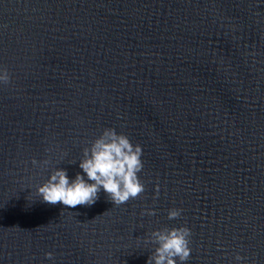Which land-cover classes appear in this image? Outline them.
I'll return each instance as SVG.
<instances>
[{
    "label": "water",
    "instance_id": "1",
    "mask_svg": "<svg viewBox=\"0 0 264 264\" xmlns=\"http://www.w3.org/2000/svg\"><path fill=\"white\" fill-rule=\"evenodd\" d=\"M0 68V264H147L181 225L183 264H264V0H0ZM105 128L141 145L145 191L42 202Z\"/></svg>",
    "mask_w": 264,
    "mask_h": 264
},
{
    "label": "clouds",
    "instance_id": "2",
    "mask_svg": "<svg viewBox=\"0 0 264 264\" xmlns=\"http://www.w3.org/2000/svg\"><path fill=\"white\" fill-rule=\"evenodd\" d=\"M10 79L8 70L0 68V84H8ZM141 157V145H134L126 134L118 133L114 128H105L91 146L83 150V158L79 161L83 174L77 172L75 178L70 179L66 169L57 167L37 186V195L47 204L75 208L93 205L103 190L108 199L119 206L145 191L138 175L144 166ZM49 163L47 159L32 160L34 166L46 167ZM144 211L148 215L155 214V209ZM181 213L182 209L171 208L168 218H178ZM148 239L156 246L147 264H178V261L183 264L190 257L191 229L187 226H165L154 230ZM46 256L52 258L53 254L48 252ZM242 259L236 255V260Z\"/></svg>",
    "mask_w": 264,
    "mask_h": 264
}]
</instances>
